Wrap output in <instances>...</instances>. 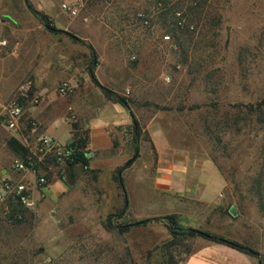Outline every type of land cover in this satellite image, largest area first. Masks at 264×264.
Listing matches in <instances>:
<instances>
[{"label": "rangeland", "instance_id": "1", "mask_svg": "<svg viewBox=\"0 0 264 264\" xmlns=\"http://www.w3.org/2000/svg\"><path fill=\"white\" fill-rule=\"evenodd\" d=\"M175 1L171 9L183 12V26L155 11L158 0H87L84 13L74 19L90 18L86 30L64 31L52 24L66 35L44 27L28 9V4L34 9L28 0H4L5 6L24 4L26 11L14 16L13 34L4 31L14 42L0 50V141L10 131L4 110L18 86L54 76L46 74V63L60 66L62 54L76 65L72 78L60 81L59 86H71L64 97L85 85L94 101L95 90L101 91L89 76L88 46L95 52L97 82L127 99L141 133L137 158L125 172L84 171L58 198L41 200L32 211L19 207L17 220L9 218L14 200L5 195L0 201V264H183L188 252L211 242L181 236L169 245L172 238L162 217L172 214L183 229L208 231L264 256V211L254 181L261 133L255 138L253 121L240 132L231 126L224 134L214 131L223 139L219 145L204 131L212 119L225 116L232 124L237 104L264 99V0ZM138 13L148 16V26ZM85 35L93 41H84ZM164 35L170 40L164 41ZM34 96L37 103L25 101L23 109L38 104ZM151 122L159 129L156 142L195 159L216 160L225 181L218 204L181 203L160 195L152 176L157 155L147 128ZM132 138L130 126L121 141L128 159L136 152ZM2 177L0 169V184L7 182ZM147 200L160 204L145 207Z\"/></svg>", "mask_w": 264, "mask_h": 264}, {"label": "crops", "instance_id": "2", "mask_svg": "<svg viewBox=\"0 0 264 264\" xmlns=\"http://www.w3.org/2000/svg\"><path fill=\"white\" fill-rule=\"evenodd\" d=\"M28 1L36 11L47 15L59 30L84 31L89 27L90 18L83 17L85 14L81 19L72 20L60 9L62 3L77 4L85 1L86 4L87 0ZM3 2L4 0H0V35L7 39L8 44L11 45L14 40L9 36L10 34L6 35L4 31L9 29L13 34L12 28L16 24L14 16L19 12L24 14L26 7L24 4L17 8L12 5L5 6ZM83 10L80 15L84 13ZM26 13L30 16L28 12ZM82 39L87 42L93 41L88 35ZM17 46H19L18 42L15 43L16 51L19 50ZM44 51L48 52L47 49ZM64 57L62 54L60 66L47 61L46 74L54 72V76L38 79L33 84L32 94L37 97L38 104L25 106L17 128L4 134L0 141L2 180L27 182L36 204L41 200L58 198L87 169L90 171H116L130 160L128 154L121 150L123 144L121 141L124 131L132 125L131 109L107 100L97 90H95L96 96L92 102L89 94L83 88L85 85L70 96L59 95L57 88L60 81L68 76L72 78L71 74L73 70H76V65L65 60ZM70 112L77 118L79 133H87L85 147L88 158L87 168L84 169L81 164L70 165L48 157L38 163L37 175L28 171L16 170L14 163L20 160L7 146L8 139H15L25 147L29 154L34 156L39 155L38 138L44 133L50 134L54 141L62 146H72L76 139L75 131L72 128V123L65 119ZM30 122L37 124L35 132L31 131ZM147 128L150 131L157 155L152 176L156 189L162 191L160 195L164 199L172 198L181 203L218 204L219 197L225 188V181L213 162L208 159H195L187 151L175 149L164 141L163 143L156 142L155 135H158V126H154L151 122ZM62 174L63 178H61ZM37 176L46 178L47 185L37 186ZM159 204L147 200L145 207L158 206ZM183 264H260V262L254 257L225 245L205 243L194 249Z\"/></svg>", "mask_w": 264, "mask_h": 264}, {"label": "trees", "instance_id": "3", "mask_svg": "<svg viewBox=\"0 0 264 264\" xmlns=\"http://www.w3.org/2000/svg\"><path fill=\"white\" fill-rule=\"evenodd\" d=\"M167 2H168V0H158L157 3L158 4H166ZM158 4H156V5H158ZM28 9L30 10L31 14L47 29L51 30L52 32L63 33V34L69 35L65 32L55 30L52 26V22L49 20L48 16L45 15L44 13H41V12H38V11L32 9L29 4H28ZM173 14H174V11L172 9H168V11H166L162 15L165 16V19H168L169 17L174 19ZM175 29L177 30L178 28L177 27L174 28L173 31H175ZM170 32H172V31H170ZM73 39L75 41L81 43V41L79 39H77V38H73ZM88 49H89L90 55L92 57L91 62H90L91 64H90V67L88 70L92 83L97 88H99V90L101 91V93L104 95V97L107 100L114 101V102L122 105L123 107L129 109L130 107L128 105L127 99H125L124 97L114 93L113 91L107 89L106 87L101 86L97 82V80L94 76V71H93L94 65L96 64L95 58H94L95 52H94V49L91 48L90 46H88ZM29 95H30V98H32V92H30ZM22 106H24L23 103H22ZM234 113H235V116H234V120H233L232 124H229L228 122H231V120H229L227 117L224 116V118L222 117L223 118L222 120L216 121V120L212 119L210 122H207L206 125L204 126V131L206 130V132L208 133L210 138H212V140H214L215 142H217L220 145L223 142V139L218 134L214 135L215 132H218L220 134H224L227 129H231V126H233L235 128L236 132H240L241 129L245 126V124L247 122H251V121L254 122L253 127L256 128V129H254L255 138H257L258 133H261V139L259 141V146H258V150L260 152V157H261V162L258 165V170H257L258 173H257L256 178H254V181L258 182L257 186L255 187L256 194L258 195L259 207L262 211H264V201H263V198L261 197V195H262L261 191H262V185H263V179H262L263 176L262 175L264 173V99L259 100L255 103H250V104H246V105L237 104L235 106ZM131 116H132L131 127L133 130L132 140H133V146L136 150L137 145H138L139 135L141 133V126H140L139 122L137 121V119L133 116V114H131ZM72 128L75 131V138H76L74 140V145H72V146L70 145V147L73 149V154L70 158L64 160V163H68L70 165L81 164V166L84 167V169H86L87 164H88L87 152L85 151V147H86V143H87V133L86 132L79 133V128H78L77 124H72ZM224 145H226L225 142H224ZM7 146L12 150L14 155L19 158L20 161H25V159L29 155V153L25 149V147L22 146L18 141H16L13 138L8 139ZM212 161L214 162L213 164L215 165L217 170L220 172L219 167L216 166V160L212 158ZM128 167L129 166H127L125 164L124 166L118 168L117 172L121 173L124 169H126ZM87 171L88 172H95V171H90L88 169H87ZM220 174H221V172H220ZM118 182H119V185L122 186V180L120 178H118ZM121 188L123 189V187H121ZM126 207H127V200L125 199L124 200V209H126ZM18 208H19V206L14 202L10 205V208L8 209L10 219L17 220L16 218H14V216H15ZM178 218L179 217L176 214H172V215L162 217V219L166 221L167 229L169 230V233H170L171 238H172V240L168 242L169 245L175 244V240L181 236L182 237H188V238L201 237L204 240L209 241L211 243L225 245L227 247L238 250V251H240V252H242L248 256H251V257L258 259L260 264H264V256L260 255L257 251H255V250H253V249H251L245 245H242L236 241L225 239L223 237H220V236L215 235L213 233H210L208 231H202V230L192 228V227L183 229L177 223ZM147 222H149V220L137 222L134 224H129L128 226L122 227L121 231L125 232L128 230L129 227L137 226V225L144 224ZM188 254H190V252H188Z\"/></svg>", "mask_w": 264, "mask_h": 264}, {"label": "built area", "instance_id": "4", "mask_svg": "<svg viewBox=\"0 0 264 264\" xmlns=\"http://www.w3.org/2000/svg\"><path fill=\"white\" fill-rule=\"evenodd\" d=\"M106 1V0H101ZM175 0H168L166 4H158L155 6V11L163 14L168 9H171L175 4ZM85 5V1H82L77 4L71 3H62L60 4V9L69 18L75 19L77 18L81 11L83 10ZM174 11V20L177 22L179 26H183L185 24V17L183 12ZM137 18L142 22L143 25L148 26L149 20L148 16L144 13H138ZM164 41H169V35L163 36ZM9 46L7 39L3 38L0 35V50L6 49ZM33 84L30 81H25L21 83L16 89L11 102L4 110V123L9 130H15L17 128L18 122L20 118L23 116V106L22 103L24 101H31L33 104L37 103L35 98H31L30 100V92H32ZM71 86L69 83L64 82L58 87V93L61 96H66L70 91ZM33 106V105H32ZM67 122H73V115H70L65 118ZM30 128L32 132L37 130V124L35 122H30ZM39 143V155L34 156L29 154L25 161H16L15 169L18 171H28L33 175H37V166L38 163L43 161L44 159L51 157L55 158L59 161L64 162V160L70 158L73 154V149L70 146H62L54 141L50 134H41L38 138ZM63 178V174L61 175ZM37 186L44 187L47 185V179L43 176H37ZM5 195H9L10 198L14 200V202L21 207L23 210L32 211L36 208V201L34 200L31 192L30 186L27 182H12L7 181L0 184V201L4 199ZM16 218H20V215H16Z\"/></svg>", "mask_w": 264, "mask_h": 264}, {"label": "water", "instance_id": "5", "mask_svg": "<svg viewBox=\"0 0 264 264\" xmlns=\"http://www.w3.org/2000/svg\"><path fill=\"white\" fill-rule=\"evenodd\" d=\"M137 155H138V152L136 150L134 156L130 160L127 161L126 165L129 166L130 164H132V162L137 158ZM230 213H231L232 216L236 215L235 211L232 208L230 210Z\"/></svg>", "mask_w": 264, "mask_h": 264}]
</instances>
